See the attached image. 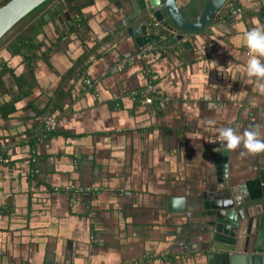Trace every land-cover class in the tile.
Instances as JSON below:
<instances>
[{"label": "crops", "instance_id": "crops-1", "mask_svg": "<svg viewBox=\"0 0 264 264\" xmlns=\"http://www.w3.org/2000/svg\"><path fill=\"white\" fill-rule=\"evenodd\" d=\"M141 17L132 0H52L0 41V106H14L0 113V264H208L203 194L225 151L211 141L264 130L244 39L264 0H227L183 41ZM241 152H226L231 185L264 168V154Z\"/></svg>", "mask_w": 264, "mask_h": 264}, {"label": "water", "instance_id": "water-1", "mask_svg": "<svg viewBox=\"0 0 264 264\" xmlns=\"http://www.w3.org/2000/svg\"><path fill=\"white\" fill-rule=\"evenodd\" d=\"M46 1L9 0L1 4L0 41L24 17ZM74 1L62 0L66 5ZM132 2L137 15L142 13L141 18L151 16L158 27L171 33L170 40L174 42L204 31L227 0H202L198 15L190 19H186L180 11L189 0ZM56 7L59 9V6ZM63 17H68V13H63ZM154 37H136L135 40L142 48ZM184 46L187 48L189 44L184 42ZM227 160L225 151L218 152L216 174L213 177L215 192L212 196L203 194L201 216L207 220L205 229L211 240V251L206 255V260L208 264H264V168L259 169L254 177L231 185L227 178ZM174 202L169 201L172 205H178L177 210L185 209L183 200L177 201L178 204ZM260 208L262 213L259 217L249 216L250 211L254 214L255 211L260 212ZM169 210H173L172 207Z\"/></svg>", "mask_w": 264, "mask_h": 264}, {"label": "clouds", "instance_id": "clouds-1", "mask_svg": "<svg viewBox=\"0 0 264 264\" xmlns=\"http://www.w3.org/2000/svg\"><path fill=\"white\" fill-rule=\"evenodd\" d=\"M244 39L249 51L246 73L256 79L260 93L264 94V61L261 60L264 57V25L247 30ZM208 123L214 122L209 120ZM211 142L226 152L242 149L241 155L264 154V130L259 125L249 126L242 133L232 127H222Z\"/></svg>", "mask_w": 264, "mask_h": 264}, {"label": "trees", "instance_id": "trees-1", "mask_svg": "<svg viewBox=\"0 0 264 264\" xmlns=\"http://www.w3.org/2000/svg\"><path fill=\"white\" fill-rule=\"evenodd\" d=\"M9 0H6L5 3H7ZM52 0H47L46 2H44L42 5L38 6L36 9H34L32 12H30L26 17H24L22 20H26L28 19L30 16L36 15L38 12H40L45 6H47ZM183 16L186 19H190L192 17H196L197 11L194 9V7H190L186 13H182ZM84 81V80H83ZM84 86L88 89V90H92L94 88V86L92 85L91 87H88L86 84H84ZM14 110V106L11 104V102H7L4 103L2 106H0V113L2 116L7 117L8 114H10L12 111ZM56 131L52 130V131H44V129L42 130V132H40V134H38V137L40 140H47L48 138L51 137V135Z\"/></svg>", "mask_w": 264, "mask_h": 264}, {"label": "built area", "instance_id": "built-area-1", "mask_svg": "<svg viewBox=\"0 0 264 264\" xmlns=\"http://www.w3.org/2000/svg\"><path fill=\"white\" fill-rule=\"evenodd\" d=\"M237 13V10H234L233 11V14ZM154 46L153 44L149 43L147 45H145L144 47H142L140 53H139V57H142V58H145L146 57V54L149 50L153 49ZM84 83L88 86V87H91L93 85V82L90 81V80H85ZM151 90L150 88H147V91H144L143 94H142V102L145 103V104H150L151 101H152V97L149 96ZM148 95V96H147ZM44 131H52V130H55L56 129V121L55 119L53 118H49V119H45L44 121Z\"/></svg>", "mask_w": 264, "mask_h": 264}, {"label": "flooded vegetation", "instance_id": "flooded-vegetation-1", "mask_svg": "<svg viewBox=\"0 0 264 264\" xmlns=\"http://www.w3.org/2000/svg\"><path fill=\"white\" fill-rule=\"evenodd\" d=\"M194 0H189V2L187 3V5H185V6H183V7H181L180 8V11L182 12V9L183 8H186V7H189L191 4H192V2H193ZM5 2L6 1H4L3 3H0V5L2 4H5ZM199 2H201V4H202V0H199ZM150 27H153L152 25L150 26ZM151 31H153L152 29H150V33L153 35V36H155V32L153 31V32H151ZM145 46V45H144ZM264 204V203H263ZM263 207H264V205H263ZM241 208V207H240ZM256 208V207H255ZM259 207L257 206V208L256 209H258ZM260 211H262L261 210V208H260ZM261 213L262 212H260V213H258L257 211H255V213L253 214V215H249V216H254V217H259V215H261Z\"/></svg>", "mask_w": 264, "mask_h": 264}, {"label": "rangeland", "instance_id": "rangeland-1", "mask_svg": "<svg viewBox=\"0 0 264 264\" xmlns=\"http://www.w3.org/2000/svg\"><path fill=\"white\" fill-rule=\"evenodd\" d=\"M198 13V12H197ZM208 228V227H207ZM211 228L209 227L208 230H210Z\"/></svg>", "mask_w": 264, "mask_h": 264}]
</instances>
